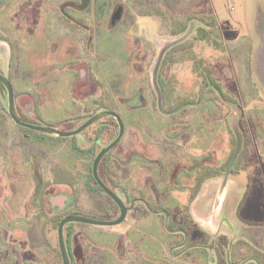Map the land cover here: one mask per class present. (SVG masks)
Returning a JSON list of instances; mask_svg holds the SVG:
<instances>
[{"label": "rangeland", "instance_id": "obj_1", "mask_svg": "<svg viewBox=\"0 0 264 264\" xmlns=\"http://www.w3.org/2000/svg\"><path fill=\"white\" fill-rule=\"evenodd\" d=\"M116 1L123 21L100 32L68 19L22 23L14 1L0 0V72L17 117L66 132L111 111L123 125L98 176L134 209L116 226L65 225L71 264H264V0ZM7 106L0 83V264H62L63 218L119 215L91 177L118 125L104 117L60 138L16 125ZM235 133L241 149L221 191ZM178 228L207 252L173 257L179 236L168 231Z\"/></svg>", "mask_w": 264, "mask_h": 264}, {"label": "flooded vegetation", "instance_id": "obj_2", "mask_svg": "<svg viewBox=\"0 0 264 264\" xmlns=\"http://www.w3.org/2000/svg\"><path fill=\"white\" fill-rule=\"evenodd\" d=\"M13 1H14L15 5L18 6V8L16 9L17 11L15 13V17L18 18L22 23L30 21L33 25L34 24L40 25L41 23H46L47 21L59 23V20L61 21V19H68L70 22L76 24L77 26L83 25V30L85 29L84 27H85L86 23L91 24V25L96 23L99 25V27H97L96 30H99L100 32H102L103 30L113 31L116 29V27L119 26L121 21H123V18L125 15L124 7H122V5L116 0H13ZM129 1H134L137 4L138 3H144L143 0H129ZM159 1L160 0H156V1L153 0V1H151V3L152 4L155 2L160 3ZM116 16H117V18H116ZM81 27L79 26L77 28H81ZM36 29H38L37 26H36ZM36 29L29 30V33L31 35L34 34L35 33L34 31ZM40 30L42 31V28ZM259 49H260L259 63H260L261 69H264V52H263L264 44L262 46L260 45ZM261 77L264 78V73L261 75ZM13 105H14V95H13ZM14 111H15V107H14ZM116 124H117V122H116ZM138 161L144 162L143 160H138ZM229 163H230V161H229ZM229 163H228V165H229ZM228 165L224 169L222 175L219 176L221 178V181H220V190L221 191L224 190L229 177L233 175V171H232L233 165H232V167L227 172L226 181H224V177H225ZM91 174H92V170H91ZM126 207L129 209L127 211V213L130 210L134 209L132 202L129 204V206H126ZM238 208H240V205ZM241 210L242 209L238 210V214H237L238 216L241 213ZM118 211H119V209H118ZM151 212L158 214L155 211H151ZM126 216H127V214H126ZM164 218H165V216H164ZM242 223H244V222H242ZM163 225H164V223H163ZM242 225L245 228H247V226H248V224H242ZM195 226L198 228V229L196 228L197 229L196 231H199L200 233H202L204 231V229L200 225L195 224ZM166 229H169V228H166ZM256 232H258V231H255L254 229H253V232L251 231V233H253L255 236V238H254L255 241H256L257 237H259V236H257ZM168 233H170L172 235H178L179 236L178 240L177 241L174 240L173 241L174 244H171L168 248V250L171 251L170 253L172 254L173 257L190 256V254L188 252H190L193 249H197V248L200 249V252L201 251L207 252V250H208L207 245H204L202 243H194V244L189 243V240H188L189 235L186 232V230L183 228H178L175 230H169ZM239 240L243 241L245 239L243 237H240ZM260 242H261V244L264 242V233H262L260 235ZM66 249H67V247H66ZM58 250H59V248H58ZM224 250H225V248H224ZM203 255H205V253ZM59 256H60V253H59ZM224 256H225V253H224ZM60 259H61V257H60ZM69 260H70V258H69ZM245 261H247L246 263L258 264L256 262L257 260L251 256L243 259L240 262V264L244 263ZM70 264H71V262H70Z\"/></svg>", "mask_w": 264, "mask_h": 264}, {"label": "water", "instance_id": "obj_3", "mask_svg": "<svg viewBox=\"0 0 264 264\" xmlns=\"http://www.w3.org/2000/svg\"><path fill=\"white\" fill-rule=\"evenodd\" d=\"M117 16H116V18H117ZM162 55H163V51L160 52L158 59H157L156 66L154 67V70H153L152 83H153V86L155 87V89H157V86H156L157 69L160 65ZM0 83L3 85V87L5 88L6 93H7V104H8L7 108H8L9 117L13 120V122L16 125H18L22 128L29 129V130L39 132V133H43V134H47V135H51V136L66 138V137H73V136L80 134L86 128H88L89 126H91L92 124H94L95 122H97L98 120H100L104 117H112L116 120V122L118 124V135H117V137L109 145L102 148L97 153V155L95 156V158L93 160L91 170H92V177H93L95 183L97 184V186L104 192L105 195H107L117 205V207L119 209V215L115 220H112V221H100V220H95V219H91V218H87V217H83V216H78V215H69V216L63 218L59 222L58 227H57L58 248H59V253H60L62 264H70L69 256H68L66 245H65L64 235H63V229H64L65 225L71 224V223H81V224H89V225H95V226H116V225L121 224L125 220L127 211L129 210L123 204V202L117 197V195L113 191H111L100 180V178L98 176V165H99L101 159L113 147H115V145L120 141L121 137L123 136L124 129H123V125L121 123V119L119 118V116L117 114H115L111 111H103V112L97 113V114L93 115L92 117H90L89 119H87L83 124H81L75 130L66 131V132H60V131H57L51 127H47V126L24 123L15 114L14 105H13L12 88H11V85H10L8 79L1 72H0ZM157 97H158L157 101H158V105H159L160 95L158 94ZM235 141H236L235 150H234V153H233L232 158L230 160V163L228 165V168H227V171H226V174L224 177V181H226L227 172L232 167V165H233L234 161L236 160V158L239 154V151L241 149V138L236 133H235ZM163 214L165 216L164 227L167 228V214L166 213H163Z\"/></svg>", "mask_w": 264, "mask_h": 264}, {"label": "crops", "instance_id": "obj_4", "mask_svg": "<svg viewBox=\"0 0 264 264\" xmlns=\"http://www.w3.org/2000/svg\"><path fill=\"white\" fill-rule=\"evenodd\" d=\"M261 19V20H260ZM262 19H263V21H264V13H262L261 14V17H259V21L260 22H263L262 21ZM263 29H264V24H263ZM263 33H261L260 35H261V39H262V42H263V44H264V30L262 31ZM262 34H263V36H262ZM127 217V216H126ZM202 217V216H201ZM203 220L202 221H205L206 220V218H204V216H203V218H202ZM201 227H202V225H200Z\"/></svg>", "mask_w": 264, "mask_h": 264}, {"label": "trees", "instance_id": "obj_5", "mask_svg": "<svg viewBox=\"0 0 264 264\" xmlns=\"http://www.w3.org/2000/svg\"><path fill=\"white\" fill-rule=\"evenodd\" d=\"M91 177H92V174H91ZM92 179H93V177H92ZM93 181H94V179H93ZM202 181V180H201ZM201 181H199V183L201 182ZM95 182V181H94ZM202 183V182H201ZM96 184V183H95ZM97 185V184H96ZM98 187V186H97ZM99 188V187H98ZM100 189V188H99Z\"/></svg>", "mask_w": 264, "mask_h": 264}]
</instances>
